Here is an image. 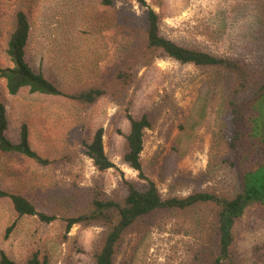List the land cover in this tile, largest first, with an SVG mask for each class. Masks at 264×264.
Listing matches in <instances>:
<instances>
[{
    "label": "rangeland",
    "instance_id": "rangeland-1",
    "mask_svg": "<svg viewBox=\"0 0 264 264\" xmlns=\"http://www.w3.org/2000/svg\"><path fill=\"white\" fill-rule=\"evenodd\" d=\"M103 8L100 0H0V67L9 66L7 41L19 9L28 13L30 66L62 89L98 83L114 73V57L126 51L129 39L115 18L121 9L142 15L136 0H116ZM160 14L163 32L186 46L249 62L264 60L259 46L261 0H147ZM16 141L21 126L29 127L31 146L54 160L41 166L21 157L0 154V188L23 193L44 212L57 199L66 203L74 189L97 187L113 195L122 177L137 179L123 163L129 111L147 116L142 158L147 175L163 195H188L194 190L231 196L238 190L227 146L225 105L230 80L217 70L157 59L138 74L122 104L111 96L93 106L62 97L5 93ZM104 129L105 151L115 167L99 172L83 152L81 141ZM212 210L201 206L187 212H163L131 231L123 240L115 264H192L190 259L207 236ZM7 236V230L12 227ZM102 228L75 225L69 234L60 220L50 224L37 217H18L8 199L0 201V252L16 264L37 252L50 264H92ZM238 264H264V207L253 206L235 225Z\"/></svg>",
    "mask_w": 264,
    "mask_h": 264
},
{
    "label": "trees",
    "instance_id": "trees-1",
    "mask_svg": "<svg viewBox=\"0 0 264 264\" xmlns=\"http://www.w3.org/2000/svg\"><path fill=\"white\" fill-rule=\"evenodd\" d=\"M12 1V0H10ZM258 15L260 45L264 48V0ZM143 14L121 9L115 18L119 32L129 41L126 51L114 57V73L102 77L98 83L62 89L43 73L34 70L27 61V47L31 38L28 13L19 9L14 16V28L7 41L6 55L9 66L0 67V80L5 93L16 97L27 90L32 94L62 97L82 106H93L102 98L111 96L122 104L124 94L138 81L142 68L151 66L157 59H171L182 65L217 70L230 80L225 119L226 141L231 153L230 165L236 171L238 190L231 196L216 192L194 190L182 196L170 192L163 195L158 184L151 179L144 166L142 154L146 130L151 127L147 116L136 118L127 111L129 122L125 134L123 163L136 171L137 179L121 178L113 195L93 187L61 192L66 203L57 199L45 209H71L69 212H44L26 195L0 188V201L8 199L18 217H37L50 224L60 220L69 234L75 225L102 228L100 247L96 249L92 264H115L124 238L151 217L163 212H187L209 206L212 210L207 236L197 246L192 264H238L235 225L253 206L264 207V60L249 62L186 46L168 37L162 29V18L147 0H136ZM103 8H117L116 0H100ZM11 123L7 104L0 95V154L21 156L41 166L53 163L49 157L31 146L29 127L24 123L16 141L9 137ZM104 129L99 128L90 138L81 141L84 154L92 160L99 172L115 167L105 151ZM7 230L9 236L13 228ZM0 264H16L0 252ZM24 264H50L47 257L35 252Z\"/></svg>",
    "mask_w": 264,
    "mask_h": 264
}]
</instances>
